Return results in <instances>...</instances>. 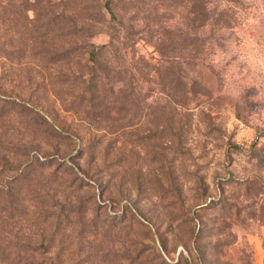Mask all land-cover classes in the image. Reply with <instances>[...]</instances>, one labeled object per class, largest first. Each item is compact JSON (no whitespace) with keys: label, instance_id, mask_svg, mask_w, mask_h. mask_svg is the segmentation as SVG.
I'll list each match as a JSON object with an SVG mask.
<instances>
[{"label":"rangeland","instance_id":"rangeland-1","mask_svg":"<svg viewBox=\"0 0 264 264\" xmlns=\"http://www.w3.org/2000/svg\"><path fill=\"white\" fill-rule=\"evenodd\" d=\"M202 1L0 0V264H264V0Z\"/></svg>","mask_w":264,"mask_h":264},{"label":"trees","instance_id":"trees-1","mask_svg":"<svg viewBox=\"0 0 264 264\" xmlns=\"http://www.w3.org/2000/svg\"><path fill=\"white\" fill-rule=\"evenodd\" d=\"M202 5L200 4V10L202 11V15L203 17H207L210 15V12H211V9L209 8V6L204 2V0L201 2ZM106 10L112 15L114 16V11L113 9L111 8V5H106ZM114 43L111 42V45L110 47L105 45V46H102V47H95L94 49L91 50L90 52V55H89V61L92 62V63H98L102 57V54L105 50L107 49H112L114 48ZM118 52H119V49H115V55L118 56ZM148 67H150L148 65ZM101 73L102 75H100L98 72H95L93 71V78H92V81H93V91L99 93V86L95 83L96 80L100 79L101 77H105L106 79H109V78H112L114 81L116 82H120L122 81V78H121V75L120 74H115L114 70L112 68L108 69L107 67L106 68H102L101 67ZM114 73V74H113ZM156 73H158V77H159V80L161 82H166V85H168V83H172L174 82V79H170L169 78V75L167 74H164V73H160L158 70L156 71ZM144 74V77H147L148 73H142ZM113 75H117V79L116 80L115 78H113ZM112 76V77H111ZM143 78V77H142ZM97 94L95 93V98H96Z\"/></svg>","mask_w":264,"mask_h":264}]
</instances>
